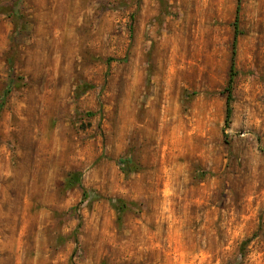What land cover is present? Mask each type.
<instances>
[{"label":"rangeland","instance_id":"1","mask_svg":"<svg viewBox=\"0 0 264 264\" xmlns=\"http://www.w3.org/2000/svg\"><path fill=\"white\" fill-rule=\"evenodd\" d=\"M62 1L0 0V264H264V0Z\"/></svg>","mask_w":264,"mask_h":264},{"label":"trees","instance_id":"2","mask_svg":"<svg viewBox=\"0 0 264 264\" xmlns=\"http://www.w3.org/2000/svg\"><path fill=\"white\" fill-rule=\"evenodd\" d=\"M237 1L239 2V0H237ZM238 12H239V6L237 5L234 20H233L234 30H233V40L231 43L229 74H228V79H227L226 85L223 88V92L225 95V118H224V125L225 126H227L229 124L231 116H232V101H233L232 86H233L234 78L237 74V70L235 67V55H236L235 46H236L237 36L240 33L239 28H238ZM88 87L91 88L92 86L89 85ZM9 91H10V87L8 86L2 92V94H0V111L3 107V104L5 102V98H6ZM120 163L124 167L125 173H128V167H127L128 161L127 160H121ZM80 176H81V173L79 171L70 172L64 180V183H63L64 189L69 190V189L74 188L76 186L81 187ZM81 188H82L83 199H87V197L89 195L87 190L83 187H81ZM109 201L115 207V209L118 212H121L125 208L126 203L119 198H111V199H109Z\"/></svg>","mask_w":264,"mask_h":264},{"label":"bare ground","instance_id":"3","mask_svg":"<svg viewBox=\"0 0 264 264\" xmlns=\"http://www.w3.org/2000/svg\"><path fill=\"white\" fill-rule=\"evenodd\" d=\"M59 8H60L59 10L65 14H68V13L72 14L75 12L73 11L72 2H70V0H63L62 5H60Z\"/></svg>","mask_w":264,"mask_h":264}]
</instances>
